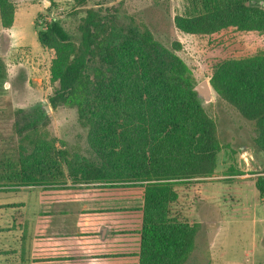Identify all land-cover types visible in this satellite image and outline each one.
I'll list each match as a JSON object with an SVG mask.
<instances>
[{"label": "trees", "instance_id": "obj_1", "mask_svg": "<svg viewBox=\"0 0 264 264\" xmlns=\"http://www.w3.org/2000/svg\"><path fill=\"white\" fill-rule=\"evenodd\" d=\"M186 3L184 14L173 19L182 33L264 34V0ZM15 8L12 0H0L2 29L12 26ZM77 31L74 42L59 21L51 20L36 30V40L53 51L49 76L56 88L48 101L76 109L94 158L58 151L54 139L38 132L44 113L35 109L26 126L14 123L17 145L0 155V192L65 188L67 182L141 187L138 264H184L197 226L179 220L170 208L178 200L177 185L214 172L221 148L216 125L197 101L196 84L182 61L145 27L124 29L115 15L89 8ZM5 78L0 58V82ZM209 84L221 101L254 124V144L264 152V53L215 63ZM254 187L264 197V176Z\"/></svg>", "mask_w": 264, "mask_h": 264}, {"label": "rangeland", "instance_id": "obj_2", "mask_svg": "<svg viewBox=\"0 0 264 264\" xmlns=\"http://www.w3.org/2000/svg\"><path fill=\"white\" fill-rule=\"evenodd\" d=\"M12 2L16 7L13 24L10 29L0 27V58L6 71V78L0 82V109L3 111L0 113V155L17 145L14 123L16 127L26 126L35 119L33 110L45 102L48 112L36 124L38 132L54 139V147L68 156L94 158L87 142V131L79 124L76 109L65 105L52 107L48 101L56 88L49 76L53 51L42 48L35 33L45 29L51 20L59 21L74 42L79 39L77 27L80 19L85 9L89 8L101 9L103 15H115L124 29L145 27L158 44L182 61L195 84L203 80L209 82L213 65L221 60L264 53V34L227 29L208 36L177 30L173 19L184 14L186 0H83L81 5L74 0ZM201 106L216 125L221 148L210 177L193 179L175 187L178 200L171 205V214L197 226L194 249L184 264H264V197H260L254 187L256 178L264 176V152L254 144L255 126L240 117L217 95L216 99ZM11 154L12 151L7 153ZM105 187L108 189L89 184L65 189L43 186L22 188L0 200L7 204H23L22 226L18 228L28 233L34 230L35 233L42 227L41 203L45 201L40 198L41 191L79 188L82 191L75 193L78 196L75 199L79 198L83 203L85 197H89L84 194L87 191H90L91 197L94 194L97 198L106 197V202L110 203L106 205L110 209L108 213L117 216L114 217L115 230L123 229L127 233L135 228L138 230L142 188ZM105 192L112 194L105 196ZM71 194L56 195L62 196L61 200L65 202L68 200L65 197ZM96 203L98 207L104 206L98 200ZM85 208L90 210H83V213L94 212L91 206ZM14 210L8 208L0 224H10L15 229L21 223L18 219L21 216ZM11 215L17 217L16 226ZM123 218L131 220L129 225L120 222ZM44 224L46 221L43 228ZM1 241L0 236V251L8 250V243ZM9 256L7 254L5 259Z\"/></svg>", "mask_w": 264, "mask_h": 264}, {"label": "crops", "instance_id": "obj_3", "mask_svg": "<svg viewBox=\"0 0 264 264\" xmlns=\"http://www.w3.org/2000/svg\"><path fill=\"white\" fill-rule=\"evenodd\" d=\"M73 185L79 187L81 184L67 182L65 188ZM89 185L103 186L101 184ZM23 188L32 189V187ZM103 188L108 189L105 186ZM19 189L0 192V199L2 200L8 195L18 192ZM77 189L41 191L40 198L45 201L41 203V209H43L41 211L43 214L42 227L41 230H36L35 233H33L34 230L28 233V231L18 228L22 224L21 208L23 204H7L0 200V220L8 208L15 209L14 213L19 217L21 216L18 218L21 223L16 226L17 217L11 215L12 221L15 222V229L10 224H0L1 242L8 243V250L0 251V264L6 263V261L8 264H138V232L141 216L138 230L135 228L128 233L123 229L115 230L116 220L114 217L117 216L108 213L110 209H107L106 205L110 203L106 202V197L97 198L95 197L96 194L91 197L90 191H87L84 194L89 197H85L83 203L79 201V198L78 200L75 199V197H78L75 196V193L79 194L82 191L79 188ZM57 193L72 194L66 196L65 198L68 200L64 202L61 200L63 197L56 195ZM111 194L110 192L108 194L107 192L104 193L105 196ZM107 198L112 199V197ZM97 200L98 203L101 202L104 206L98 207ZM86 206H91V210H94V212L90 214L83 213V210H90V208L86 209ZM92 206H94V209H92ZM45 221V228H43V222ZM130 221L129 218L120 220L122 224L124 222L126 225H129ZM7 254L10 256L5 259ZM22 256H24V259H22Z\"/></svg>", "mask_w": 264, "mask_h": 264}, {"label": "water", "instance_id": "obj_4", "mask_svg": "<svg viewBox=\"0 0 264 264\" xmlns=\"http://www.w3.org/2000/svg\"><path fill=\"white\" fill-rule=\"evenodd\" d=\"M193 91L195 92L196 99L200 104L208 103L213 99H216V93L214 92L208 81L203 80L202 82L196 84L193 88ZM44 104L45 102H43V105H41V110L45 115L46 112H48V107Z\"/></svg>", "mask_w": 264, "mask_h": 264}, {"label": "flooded vegetation", "instance_id": "obj_5", "mask_svg": "<svg viewBox=\"0 0 264 264\" xmlns=\"http://www.w3.org/2000/svg\"><path fill=\"white\" fill-rule=\"evenodd\" d=\"M37 108L41 110V106H37Z\"/></svg>", "mask_w": 264, "mask_h": 264}]
</instances>
